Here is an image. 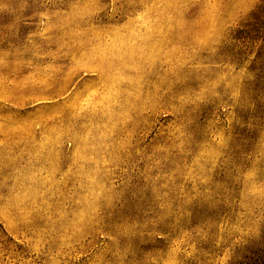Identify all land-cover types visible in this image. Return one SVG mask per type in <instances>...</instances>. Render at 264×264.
<instances>
[{"label": "rangeland", "instance_id": "374dc122", "mask_svg": "<svg viewBox=\"0 0 264 264\" xmlns=\"http://www.w3.org/2000/svg\"><path fill=\"white\" fill-rule=\"evenodd\" d=\"M263 0H0V264H234L264 236Z\"/></svg>", "mask_w": 264, "mask_h": 264}, {"label": "trees", "instance_id": "16d2710c", "mask_svg": "<svg viewBox=\"0 0 264 264\" xmlns=\"http://www.w3.org/2000/svg\"><path fill=\"white\" fill-rule=\"evenodd\" d=\"M258 11L264 12V0L259 6ZM261 26V28H264V21ZM234 264H264V236L254 246L247 248L242 254L241 259L237 260Z\"/></svg>", "mask_w": 264, "mask_h": 264}]
</instances>
